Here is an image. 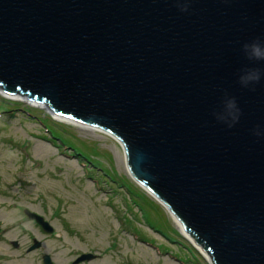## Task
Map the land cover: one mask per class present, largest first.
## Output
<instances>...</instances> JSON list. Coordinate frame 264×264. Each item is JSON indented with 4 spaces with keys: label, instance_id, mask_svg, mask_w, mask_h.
<instances>
[{
    "label": "water",
    "instance_id": "95a60500",
    "mask_svg": "<svg viewBox=\"0 0 264 264\" xmlns=\"http://www.w3.org/2000/svg\"><path fill=\"white\" fill-rule=\"evenodd\" d=\"M181 2L0 0V90L118 138L212 264H264V82L237 83L264 0ZM225 92L232 128L213 116Z\"/></svg>",
    "mask_w": 264,
    "mask_h": 264
},
{
    "label": "rangeland",
    "instance_id": "374dc122",
    "mask_svg": "<svg viewBox=\"0 0 264 264\" xmlns=\"http://www.w3.org/2000/svg\"><path fill=\"white\" fill-rule=\"evenodd\" d=\"M25 98H7L0 90V188L9 189L13 199L8 202L51 216L61 236L48 241L58 264L81 252L96 258L80 264H212L178 230L165 207L130 176L119 141L75 120L64 121L45 104ZM40 120L73 145L91 151L88 156L95 164L84 167L70 149L50 138ZM121 179L133 190V202ZM4 205L5 215L14 213Z\"/></svg>",
    "mask_w": 264,
    "mask_h": 264
},
{
    "label": "flooded vegetation",
    "instance_id": "af4514ba",
    "mask_svg": "<svg viewBox=\"0 0 264 264\" xmlns=\"http://www.w3.org/2000/svg\"><path fill=\"white\" fill-rule=\"evenodd\" d=\"M8 191L7 188H0V264H58L52 242L48 241H55L61 236L51 216L15 200L8 202V198H12ZM4 204L13 207L14 213L5 215L2 212L6 207ZM35 216L42 218L45 227L38 223ZM82 253L65 264H73ZM84 262L89 261L76 264Z\"/></svg>",
    "mask_w": 264,
    "mask_h": 264
},
{
    "label": "clouds",
    "instance_id": "9594fccd",
    "mask_svg": "<svg viewBox=\"0 0 264 264\" xmlns=\"http://www.w3.org/2000/svg\"><path fill=\"white\" fill-rule=\"evenodd\" d=\"M181 12H188L191 0H183ZM240 52L246 61L237 72V83L245 89L254 91L257 85L264 82V35H257L240 45ZM243 110L236 96L225 92L220 99L219 107L213 111L214 118L228 128L239 123ZM257 138H264V125L257 124L252 129Z\"/></svg>",
    "mask_w": 264,
    "mask_h": 264
},
{
    "label": "trees",
    "instance_id": "16d2710c",
    "mask_svg": "<svg viewBox=\"0 0 264 264\" xmlns=\"http://www.w3.org/2000/svg\"><path fill=\"white\" fill-rule=\"evenodd\" d=\"M26 112L30 114L29 111L26 110ZM40 123L45 127V129L47 130V132L50 134V137L52 139H54V140L56 139L62 145V149H70L71 152L73 153V155H76V157H78L80 159L79 161H80V163H82V165H84V166L87 167L88 163L89 164L90 163L91 164H95L96 161H93V160L89 159V156H88V155H90L88 152H91V151H88L83 146L80 147V146H78L75 143H74L75 145H73L72 143H70L72 140H69V139L63 137V136H61L59 134V132L53 131L52 129H50L46 125V123L44 121L40 120ZM54 143L56 144V142H54ZM93 153H94V151H93ZM94 155L95 156H99L97 153H94ZM82 159H84V160H82ZM96 167L99 168V166H96ZM120 184L123 186L124 190L128 193L129 198L131 196V201L133 202L134 200H133V197L132 196L134 195V193L132 192L133 190L131 189V187L128 185V183H126V181L124 179H121V183ZM137 206L139 207V210L140 211H143V209L141 208L140 205H137ZM145 222L147 224H149L155 231L160 232L164 236L167 235L165 232L161 231L159 228H157L156 226H154L149 220H145ZM134 231L138 235L137 230H134ZM138 237H139V235H138Z\"/></svg>",
    "mask_w": 264,
    "mask_h": 264
},
{
    "label": "bare ground",
    "instance_id": "6f19581e",
    "mask_svg": "<svg viewBox=\"0 0 264 264\" xmlns=\"http://www.w3.org/2000/svg\"><path fill=\"white\" fill-rule=\"evenodd\" d=\"M1 94H3L5 97H7V98H9V97H11V98H16L17 100H21V101H23V96L20 94V93H16V94H9V93H6L5 91H2L1 90ZM26 99V98H25ZM33 104H35V103H39V102H37V101H35V100H30ZM44 104V103H43ZM56 116H58V117H60V118H64V121H67V122H70L71 120H73V119H69V118H67V117H65V116H63V115H60V114H56V113H54ZM78 122V121H77ZM73 123H76V121L75 122H73ZM79 123H81V122H79ZM81 124H83V125H85L86 127L88 126V128H90V129H92L93 131H97V132H100V133H103V134H106V135H108V136H110V137H112V138H114L115 140H117V141H119L120 142V140L118 139V138H116L115 136H113L111 133H109L108 131H106V130H104V129H102V128H100V127H97V126H94V125H87V124H84V123H81ZM121 143V142H120ZM129 174H130V176L137 182V184L138 185H140L141 186V183L131 174V172H130V170H129ZM147 193H149V195H151L153 198H155L157 201H160L159 200V198L156 196V195H154V194H152L151 193V191L150 190H148L144 185L143 186H141ZM164 207H165V209L168 211V213L170 214V216L173 218V221H174V223H175V225H176V227L178 228V230L186 237V238H188L191 242H192V244H194L205 256H207L206 255V253L205 252H203V250H202V248L200 247V246H198V244H197V242L193 239V238H190L188 235H187V232L185 231V229H184V227H183V225H182V223H181V221L178 219V217H176L175 216V214L168 208V206L164 203V202H160ZM210 259V258H209Z\"/></svg>",
    "mask_w": 264,
    "mask_h": 264
}]
</instances>
